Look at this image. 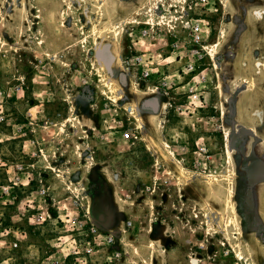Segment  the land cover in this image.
Listing matches in <instances>:
<instances>
[{
  "label": "rangeland",
  "instance_id": "1",
  "mask_svg": "<svg viewBox=\"0 0 264 264\" xmlns=\"http://www.w3.org/2000/svg\"><path fill=\"white\" fill-rule=\"evenodd\" d=\"M186 12L202 24L210 53L200 85L205 108L189 109L191 115L172 108L162 112L168 99L152 87L164 76L179 77L186 66L187 44L176 49L173 38H187ZM113 26L122 28L120 37ZM138 55L159 67L148 83L129 63ZM259 60H264V0H0V157L12 165L34 164V177H43L50 188L42 199L27 179L31 169L20 182L10 170L18 186L9 197L0 189V264H77L67 255L76 239L85 250L92 225L102 243L114 234L117 245L97 249L87 264H193V259L264 264ZM184 82L181 77L179 84ZM184 91L172 93L177 105L185 104ZM121 123L136 141L121 138ZM160 137L175 157L149 146L150 141L161 146ZM199 145L207 147L210 159L196 153ZM179 161L191 174H180ZM210 174L225 179L213 192L205 180ZM8 184L0 168V188ZM231 188L244 237L234 225L230 232L243 259L231 254L210 207L224 210L219 199L228 200ZM181 197L186 207H196V220L185 211L195 233L174 218L171 205ZM128 220L134 222L130 230ZM15 238L16 249L10 246ZM113 250L123 254L115 258Z\"/></svg>",
  "mask_w": 264,
  "mask_h": 264
},
{
  "label": "built area",
  "instance_id": "2",
  "mask_svg": "<svg viewBox=\"0 0 264 264\" xmlns=\"http://www.w3.org/2000/svg\"><path fill=\"white\" fill-rule=\"evenodd\" d=\"M207 1V0H204ZM190 10H192L193 5L189 6ZM186 19L182 21L183 28L188 31L187 38L188 40L182 41V39L186 37H181L177 33V35H173V38L176 39L175 41V48H179L181 45V42H184L187 44V57L188 61L186 63L185 68L182 70V74H179V77L172 78V75L164 76L163 79L159 84H156L152 86L154 89H156L157 92H161L162 95L167 98V102L163 103L161 106L162 112L169 111L171 108L174 111H177L179 114H190L189 109L191 110H197V109H204L206 99L203 96L202 89H201V83L204 81L206 75L205 71L203 70V60L210 55L209 50L206 49L205 45V31L203 29L202 24L198 20H193V18H189V12H186ZM144 35L149 36L150 32L149 30H144ZM186 38V39H187ZM145 55H138L136 57H133L130 59L129 63L132 61L134 65H137L140 75L141 82L148 83L152 80L154 76L159 75V67H153L149 59L145 58ZM181 77H186V82L184 84H179V80ZM141 84V83H140ZM139 85V84H138ZM148 90L151 88L147 87ZM185 90L184 93L187 97V100L184 102V105H177L174 98L172 96V93L175 92V90ZM154 92V91H153ZM188 112V113H187ZM189 115V116H190ZM120 123V122H119ZM119 129H121V138L124 141L132 142L136 141L138 138L133 135L132 129L129 127H125L122 123L118 126ZM24 136H27V133H23ZM208 149L205 146H197V152L201 153L204 156H206L207 159H210V155L208 154ZM33 159V157H32ZM0 168H4L7 173V177L9 180L8 185L1 186V192L5 193L6 197L12 193H14L16 187L18 186V183H16L14 180L10 178V170L13 169L17 176L15 177V180L21 181V176L24 174H27V172L31 169V171L28 173L27 179L29 181V184L32 185L35 183V187L37 188V193L42 199H46L50 196V188L45 184V181L43 177L37 176L34 177L33 172L38 173V171L35 168V165L32 164L29 167H26L24 164H9L4 161L3 158L0 157ZM33 182V183H32ZM32 196V195H30ZM28 196V198L30 197ZM181 202H178L177 204L173 203L171 205V210L175 212L174 218L175 220L182 221L185 220V225L189 226V229L192 232H196V229L192 227L191 220H196L198 218L197 210L195 205L191 208L186 207V203L183 200V197H181ZM196 203V202H195ZM78 204V201H77ZM32 206L30 205L29 208ZM185 211H191V214H188L190 218L187 217V214ZM39 216V215H38ZM193 216V217H192ZM39 219V218H38ZM40 220H43V217H41ZM174 220V221H175ZM83 226V224L81 225ZM133 227V222L131 220H128L126 223V229L130 230ZM100 230L95 227L91 226L87 230V234L85 235V243L84 248L85 250L82 252L80 251L79 247H82V245L77 242V239L74 240L73 244L71 245L72 251H70L69 255L72 258L75 259V262L77 264H87L88 257L94 256L97 249H99L97 252H100L101 248H107V249H113L117 245V236L114 234H108L104 238V243L101 242L100 239ZM7 232V231H5ZM126 232V230H124ZM20 239L15 238L14 241L11 242L10 246L12 248H18L19 247ZM5 243V240H4ZM123 253L113 250V256L115 258H119ZM56 264H59L58 261H55Z\"/></svg>",
  "mask_w": 264,
  "mask_h": 264
},
{
  "label": "bare ground",
  "instance_id": "3",
  "mask_svg": "<svg viewBox=\"0 0 264 264\" xmlns=\"http://www.w3.org/2000/svg\"><path fill=\"white\" fill-rule=\"evenodd\" d=\"M158 2L160 0H157ZM102 7V6H101ZM156 9H159L160 8V5L156 4L155 6ZM64 12V11H63ZM67 12V11H66ZM99 15V14H98ZM102 15V12L100 11V15L98 16V18H100V16ZM101 20V19H100ZM98 21V20H96ZM136 21H132V20H126L125 23H134ZM95 26L94 27H97V24H99V21L94 23ZM111 30L113 31L114 33V36L115 37H120L122 35V28L119 27V26H113L111 28ZM223 33V32H221ZM92 36L95 40H98L99 39V33L96 32L95 28L93 29L92 31ZM40 43V42H39ZM43 44V42H42ZM207 49H209L208 47H206ZM112 60L115 62L116 59H117V55L113 52H111L110 54ZM258 64H260L261 66H264V60H259L258 61ZM110 65V64H109ZM103 70V67H100V72ZM104 82V85L109 87L111 91L115 92V91H118V87H117V84H115L114 82H108L106 81L105 79L102 80ZM117 95V94H116ZM140 124H143V120L140 116H133ZM71 119H67L66 122H69ZM159 126L162 128L164 126V123L163 121H161L159 123ZM159 134V133H158ZM162 139V137H160ZM149 146H153V147H161V150L163 148V150H168L169 154L174 156V153L171 149V145L168 143V141L163 138L161 140V146H157L155 145L154 143L152 144V142H148ZM162 150V151H163ZM175 157V156H174ZM180 163V164H179ZM179 163H177V170L180 172L181 175H189V173L191 174V171L189 169H187L186 167H184L183 165H181V162L179 161ZM172 174V173H171ZM228 176V175H227ZM229 177V176H228ZM205 180L206 183L210 186L212 192L214 191L215 189V185H220V183L225 180V179H219V176H216L214 174H210V175H206L205 176ZM233 190L232 188L229 190V196H228V200H223L222 198L219 199V202L223 203L225 205V209L224 210H217L215 208H213L212 206L211 209H213V213L216 215V218L219 222V225H220V229H221V232H222V235H223V241H225L231 248V254H235V256L238 258V259H243V252H242V249L240 248V246L238 247V245H235L234 242H233V236L230 232V228L232 225L236 226V228L238 229L239 231V235L243 238L244 237V234H243V231L241 229V226H240V223L237 219V210H236V206H235V202H234V198H233ZM216 224V223H215ZM215 224L213 222H210L209 223V227L214 230L216 229L215 227ZM240 244V243H239ZM153 243H152V246L153 247ZM137 251V250H136ZM138 253V251H137ZM198 261L199 259H193L192 263L193 264H198Z\"/></svg>",
  "mask_w": 264,
  "mask_h": 264
},
{
  "label": "water",
  "instance_id": "4",
  "mask_svg": "<svg viewBox=\"0 0 264 264\" xmlns=\"http://www.w3.org/2000/svg\"><path fill=\"white\" fill-rule=\"evenodd\" d=\"M110 61L112 62V59L110 58Z\"/></svg>",
  "mask_w": 264,
  "mask_h": 264
},
{
  "label": "crops",
  "instance_id": "5",
  "mask_svg": "<svg viewBox=\"0 0 264 264\" xmlns=\"http://www.w3.org/2000/svg\"><path fill=\"white\" fill-rule=\"evenodd\" d=\"M132 221V220H131ZM133 222V221H132ZM133 225H134V222H133Z\"/></svg>",
  "mask_w": 264,
  "mask_h": 264
},
{
  "label": "flooded vegetation",
  "instance_id": "6",
  "mask_svg": "<svg viewBox=\"0 0 264 264\" xmlns=\"http://www.w3.org/2000/svg\"><path fill=\"white\" fill-rule=\"evenodd\" d=\"M200 262H201V260H200ZM200 262L198 264H200Z\"/></svg>",
  "mask_w": 264,
  "mask_h": 264
}]
</instances>
